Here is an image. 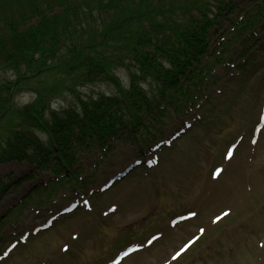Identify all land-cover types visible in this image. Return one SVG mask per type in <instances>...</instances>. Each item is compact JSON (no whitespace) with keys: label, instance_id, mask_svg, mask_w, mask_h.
Masks as SVG:
<instances>
[{"label":"rangeland","instance_id":"374dc122","mask_svg":"<svg viewBox=\"0 0 264 264\" xmlns=\"http://www.w3.org/2000/svg\"><path fill=\"white\" fill-rule=\"evenodd\" d=\"M237 2L242 10L260 4V0ZM257 49L254 46L251 53ZM256 55L242 82H234L226 92L230 75L223 65L215 68L216 82L205 93L211 96L216 109L206 106L191 118L166 115L163 124L154 125L156 132L141 136L146 145L143 149L118 133L110 137L105 152L93 148L91 153H82L79 169L83 173L79 176L85 178L86 187L79 192L65 186L44 207L35 199L23 208L18 207L21 196L32 191L36 183L48 180L47 175L18 190L11 185L0 190V219L14 214L8 218L11 225H0V237L9 235L6 244L0 245V252L10 242L17 243L0 264H114L116 247L129 238L125 231L133 228L137 229L132 234L133 243L140 251L121 264H264V125L256 129L259 118H264V50ZM4 76L12 77L0 72V77ZM117 77L122 84L128 81L124 71H119ZM80 92L94 97L97 93L110 94L113 88L97 84ZM32 99L30 93L21 92L13 104L20 107ZM71 100L64 93L51 106L66 108ZM209 111L215 118L202 121H211L212 125L199 128L200 123H196ZM154 136L155 140H150ZM41 138L45 140L43 135ZM155 145L162 148L154 153L151 149ZM166 145L172 147L164 150ZM231 145L236 149L228 160L225 152ZM152 158L158 165L146 169L143 162ZM131 166L132 170L122 177ZM222 167L224 173L215 177L213 171ZM31 174L33 168L26 163L0 165V181L6 185ZM243 178L249 186L239 190ZM112 181L113 185L108 186ZM85 200L90 202L89 211L83 209ZM69 206L76 209L58 215L48 231L29 236L45 219ZM165 206L169 212H163ZM156 211H162V216L153 215ZM175 217H183L184 221L170 226ZM222 217L220 224H211ZM160 234L159 240L146 244ZM21 235L25 243L29 237L23 246L18 238ZM194 236L197 242L173 260L172 254ZM62 245L69 246L67 255L59 253ZM106 247L113 251L109 249L112 252L102 253L99 259H86L92 253L98 256L99 248Z\"/></svg>","mask_w":264,"mask_h":264},{"label":"trees","instance_id":"16d2710c","mask_svg":"<svg viewBox=\"0 0 264 264\" xmlns=\"http://www.w3.org/2000/svg\"><path fill=\"white\" fill-rule=\"evenodd\" d=\"M233 1L0 0V72L12 75L0 77V165L26 163L34 169L16 181L8 175L9 185L0 181V190L17 189L44 172L54 179L35 194L69 182L81 188L84 182L73 178V168L82 151L105 147L118 130L131 137L135 130H149L146 113L156 121L194 106L210 84L211 70L226 62L224 56L234 52L253 22L249 16L228 19L236 9ZM220 19L232 28L211 48L217 33L211 30ZM235 53L243 58L246 49ZM250 59L236 70L245 72ZM97 84L113 92L94 97L80 92ZM21 92L33 99L19 107L13 102ZM64 93L72 98L68 106L52 107Z\"/></svg>","mask_w":264,"mask_h":264},{"label":"snow or ice","instance_id":"6c2138e0","mask_svg":"<svg viewBox=\"0 0 264 264\" xmlns=\"http://www.w3.org/2000/svg\"><path fill=\"white\" fill-rule=\"evenodd\" d=\"M202 231V230H201ZM191 244V241L189 242V244H186L184 246V248H182L179 252H177L174 256H173V259L175 260L177 257H179L181 255V253L186 250L187 247H189Z\"/></svg>","mask_w":264,"mask_h":264}]
</instances>
